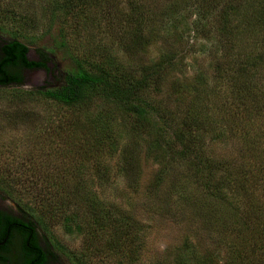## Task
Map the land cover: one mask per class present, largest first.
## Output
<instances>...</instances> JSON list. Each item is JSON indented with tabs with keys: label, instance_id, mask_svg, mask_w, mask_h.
Listing matches in <instances>:
<instances>
[{
	"label": "trees",
	"instance_id": "1",
	"mask_svg": "<svg viewBox=\"0 0 264 264\" xmlns=\"http://www.w3.org/2000/svg\"><path fill=\"white\" fill-rule=\"evenodd\" d=\"M0 3L5 7L15 1ZM46 10V36L53 38L46 49V69L50 70L57 50L68 55L70 65L58 84L30 90L28 95L42 96L61 110L59 120L68 124V130L82 128L70 114L87 100L100 97L112 111L120 112L123 130L133 136L155 132L147 145V158L156 163L164 160L161 142L175 148L173 153L184 159L188 176L203 188L212 209L218 206L225 215L215 217L219 222L208 220L224 246L222 253L220 248L192 242L193 258L183 245L177 249L174 264H264V0H46ZM3 16L11 19V25L1 27L11 38L0 45V85H20L22 68L45 64L29 58L22 26L13 24L17 15L7 8L0 12V23L5 21ZM56 23L58 28L51 35ZM98 25L109 31L119 25L128 36L124 48H135L144 37L154 38L156 33L162 38L174 34L177 40L165 45L149 64L127 70L109 57L93 58L75 48L73 34L91 32ZM190 33L211 57L207 69L198 66L196 58L190 62L186 58L185 52L192 48L186 40ZM115 116L111 111L108 119L97 114V120L88 124L90 138L83 140L89 149L84 154L101 158L117 152L123 130L116 132ZM205 130H209L207 138ZM204 139L232 145V152H207ZM131 157L127 152L124 161L130 169L127 165L119 169L127 176ZM77 165L83 172V163ZM87 165L95 172L102 169L100 174L106 171L104 158L94 167ZM164 174L162 168L155 186ZM102 180L46 179L42 214L16 200L29 217L0 211V238L19 233L30 249L26 264H46L51 250L39 243L37 228L53 237L51 222L59 220L66 233L90 235L103 241L101 246L109 245L113 259L120 255L115 264L136 263L145 236L136 219L100 197ZM130 183L135 187L137 179ZM6 184L0 183V190L14 198ZM69 254L75 264H91L84 250Z\"/></svg>",
	"mask_w": 264,
	"mask_h": 264
},
{
	"label": "rangeland",
	"instance_id": "2",
	"mask_svg": "<svg viewBox=\"0 0 264 264\" xmlns=\"http://www.w3.org/2000/svg\"><path fill=\"white\" fill-rule=\"evenodd\" d=\"M14 1L5 7L0 3V12L8 8L17 15L13 24L22 26L21 31L29 47V58L42 61L45 66L22 68L23 81L20 85H0V183H7L14 197L10 198L0 190V211L29 217L23 211L24 207L16 202L22 200L35 212L42 214V205L46 206V179L73 182L78 177H100L102 183L104 181L98 187L100 197L136 219L140 234L145 236L134 264H174L173 259L179 247L182 249L183 245L188 246L189 251L196 249L190 244L192 242L209 248H220L222 253L224 246L220 240L218 242L212 229L215 226L208 223L219 222L216 218L223 217L225 212L220 207L217 209L218 206L212 209L214 206L204 196L203 188L197 187L188 176L184 159L173 153L175 148L169 149L165 142H161V151L166 154L164 160L156 163L147 158V145L156 136L155 132H139L133 136L128 130H123L125 122L117 114L118 111H112L113 107L100 97L87 100L78 112L70 114L82 128L68 130V124L59 120L61 110L50 105L42 96L28 95L30 90L58 84L62 71L70 65V59L57 50L50 70L46 69V49L52 46L53 39L46 36L49 23L46 0ZM3 18L5 21L0 23V44L11 38L1 28L2 24L11 25V19ZM57 28L58 23L52 26L51 35H55ZM123 32L119 25L113 31L98 25L91 32L87 30L83 34L81 31L80 35L74 33L73 37L77 39L72 40L76 49L93 58L100 54L102 59L109 57L112 62L127 70L149 64L150 58L158 56L165 45L177 40L174 34L162 38L156 33L154 38L144 37L147 39L137 43L135 48H124L128 36ZM189 35H186V40L192 48L185 52L187 60L190 62L196 58L197 65L207 69L211 57L207 52H202L198 41H193L192 34ZM209 73H213L210 68ZM170 106L174 108L173 104ZM109 111L116 115V132L123 130L122 140L115 154L102 155L106 171L100 174L102 169L95 172L87 165L94 167L96 161L101 159L100 155L91 157L90 154H84L83 151L89 149V145L84 144L83 139L90 138L88 124L97 120V114L107 118ZM60 121L63 124L58 125ZM205 134L207 138L209 130H205ZM205 147L207 152L213 154L226 155L232 152V145L216 141L205 140ZM97 149L94 148L96 153ZM127 152L132 153L133 159L128 176L119 170L121 165H127L130 169L124 163ZM78 163H83V172L77 170ZM162 168L165 171L164 179L160 185L155 186V179ZM136 179L137 183H133V187L130 181ZM43 213L46 221V210ZM37 233L39 243L51 250L46 264H75L69 253H79L81 250H84L91 264H115L120 257L114 255L116 258L113 259L109 245L101 246L103 241L99 242L90 235L66 233L59 220L51 222L50 233L53 237L40 227ZM101 247L103 250L99 253ZM190 255L193 258L195 253L191 251Z\"/></svg>",
	"mask_w": 264,
	"mask_h": 264
},
{
	"label": "flooded vegetation",
	"instance_id": "3",
	"mask_svg": "<svg viewBox=\"0 0 264 264\" xmlns=\"http://www.w3.org/2000/svg\"><path fill=\"white\" fill-rule=\"evenodd\" d=\"M16 234L9 239L0 238V264H26L30 249L25 240L17 236L19 233Z\"/></svg>",
	"mask_w": 264,
	"mask_h": 264
}]
</instances>
